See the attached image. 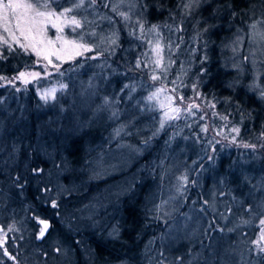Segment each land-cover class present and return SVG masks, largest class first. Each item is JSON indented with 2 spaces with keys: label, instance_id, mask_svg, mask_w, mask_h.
<instances>
[{
  "label": "rangeland",
  "instance_id": "obj_1",
  "mask_svg": "<svg viewBox=\"0 0 264 264\" xmlns=\"http://www.w3.org/2000/svg\"><path fill=\"white\" fill-rule=\"evenodd\" d=\"M102 1L104 3L96 0L92 5L89 0H84L83 7L74 9L66 19L58 21L62 31L47 23L44 35L52 43L38 45L35 51L32 47L26 49L37 59L35 65L10 78H0V84L28 85L58 72L64 64L70 65L69 70L74 63L80 68L82 62L79 59L89 61L88 68L83 65V71L91 66L94 72H102L113 63L109 58L105 61L103 53L99 52L98 47L105 41L117 49L114 53L119 52V43H123L117 58L132 62L131 54H134L144 61L135 71L130 69L135 74L142 71L143 80L130 86L124 109L119 110L117 100L114 102L110 96L95 98L94 104L91 99L77 101L78 115H86L93 104L95 113L91 115L90 125L96 124L108 131L101 152L87 169L90 175L84 180L86 190L90 181L97 187L91 195L76 193L79 188L71 177L66 178L69 168L65 162H53L49 167L54 176L46 195L55 204L63 197L64 211L77 208L69 217L61 218L62 229L52 232L55 253L59 258L62 256V261L70 257L73 249L72 244L67 247L63 241H58L63 228L67 233L69 229L74 239H78L82 232L93 230L100 232L105 240L119 238V202L139 184L151 179L144 209L151 219L161 222L158 228H162L158 238L160 251L155 254L153 264H264V252L260 251L264 241L260 245L256 243L264 231V224H261L264 220V167L260 164L264 158L263 122L260 121L258 127L255 125L254 117L248 115L253 113L252 109L250 113L243 109L221 112L213 98L201 93L197 79L200 74L195 77L191 74L196 56L204 57L211 44L205 34L210 32L207 19L200 21L194 16L206 0H179L181 8L160 21L164 24L148 23L141 0ZM65 2L60 8H73L75 0ZM86 6L91 12L101 11L100 25L112 31L106 39L103 35L84 38L82 31L77 34L82 23L74 25L71 18ZM181 15H189V18L183 20ZM118 23L127 28L126 33L118 29ZM183 23V28L189 27L187 40L181 39L180 24ZM66 30L70 33L66 34ZM0 32L3 33L0 39L7 40V43L15 41L4 32L2 22ZM16 35H19L18 31ZM57 36L61 39L57 40ZM20 42L27 44L22 37ZM224 46L225 51L231 53L233 64L243 75H248V89L254 91L262 102L264 15L238 25ZM175 57H179V62L173 64ZM144 80L150 83L149 88H145ZM170 135L172 140H168ZM250 139L255 142L250 143ZM233 153L241 158L244 180L231 183L227 174L233 165L228 158H232ZM50 176L48 174V178ZM256 176L263 181L260 186ZM248 180L249 207H241L240 198L235 196L229 212L230 186L245 185ZM222 193L225 196H221ZM4 225L5 220L1 218L0 230ZM216 226L220 229L215 230ZM28 229L29 226L17 224L11 230L25 238ZM23 243L18 241L15 248L30 251L32 240L24 246ZM6 245L5 236L0 234V264H11L6 261L3 251ZM7 254L11 256L10 252Z\"/></svg>",
  "mask_w": 264,
  "mask_h": 264
},
{
  "label": "trees",
  "instance_id": "obj_2",
  "mask_svg": "<svg viewBox=\"0 0 264 264\" xmlns=\"http://www.w3.org/2000/svg\"><path fill=\"white\" fill-rule=\"evenodd\" d=\"M65 1L51 0L49 10L61 12L64 6L61 8L60 6L65 4ZM141 1L148 23L164 24L160 21L168 19L169 13L181 8L179 0ZM32 2L35 3L37 0ZM77 14L75 17L82 23L79 28L80 33L77 34L84 32V38L91 35H103L106 39V36L112 33L111 30L100 25L98 18L102 14L101 11L91 12L86 6ZM262 15H264V0H206L194 16H198L200 21L207 19L210 32L205 34L211 44L204 57L196 56L194 64L192 63L191 74L194 77L200 74V78L197 77V79L201 93L208 98H213L221 112L243 109L250 113L252 109L254 114H247L254 117L257 127L262 121L264 128V100L260 102L256 98V93L248 89L249 82L246 79L248 75H243L241 69L233 64L231 53L229 52V55L224 46L230 40L232 30H235L238 25H243L247 19H256ZM181 16L183 20L186 17L189 18V15ZM184 24H180L181 39L187 40L189 27L183 28ZM118 29L123 33L127 32V28L119 23ZM54 32L53 29L52 34ZM67 33L70 31L66 30ZM0 35L3 33L0 32ZM134 38L137 37L134 36ZM4 41L0 39V78H10L35 65L37 59L33 54L22 49L13 40L7 44ZM123 47V43H119V52ZM98 48L99 52L103 53L105 61L107 58L113 61L102 72H94L91 66L89 70L83 71V65L88 68L89 61L79 59L82 62L80 68H76L74 63L69 70L70 65L64 64L58 72L28 85L0 84V219L5 220V225L0 230L3 233L0 234L6 238V250L3 251L6 254V261L11 264H117L123 262L153 264L155 254L160 251L161 243L158 238L162 228L158 227L161 222L151 219L144 209L146 197L150 193L148 181H152L151 179L139 184L119 202L118 225L121 228L119 238L105 240L100 232L93 230L82 232L78 239H74L69 229L67 233L63 228L58 241H63L67 247L72 244L70 257L61 261L62 256L59 258L58 253H55L53 249L55 246L51 237L52 232L59 230L58 228L62 229L61 218L69 217L71 211H76L77 208L64 211L63 197L55 204L46 195L54 176L49 171V167L53 162H65L69 168L66 178L71 177L72 182L79 188L76 193L81 196L91 195L97 187L90 181L89 188L86 190L84 180L90 175L87 169L101 152L100 149L104 146L102 144L106 140L108 131L102 126H95L96 124L90 125L91 115L95 113L93 112L95 98L110 96L114 102L117 100V104L120 105L119 110L124 109L125 95L130 86L143 80L140 74L142 71L139 70L135 74L130 70L135 71L138 64H143L142 59L134 54H131L132 62L130 59L128 61L126 58L124 60L117 58L119 52L114 53L117 49L114 50L110 44L107 45L106 41L102 42ZM176 62H179V57H175L173 64ZM126 73L133 77L128 78ZM144 82L145 88H149L150 83L145 80ZM84 98L93 101L92 107L86 115H78L77 101ZM168 140H172V135ZM249 142L255 141L250 139ZM238 150L242 154L243 150L240 146ZM232 156L228 158V161L232 163L233 169L227 174L231 183L237 179L244 180V175H241L244 170L241 169V158L237 153H233ZM260 164L263 168L264 158ZM249 168L251 169V165ZM48 174L51 175L50 178ZM255 180L258 186L263 182L258 176ZM244 184L240 186L235 184L234 188L230 186L232 191L229 194L232 201H227L229 212L235 202V196L240 198L241 207H249L250 200L247 196L250 194L249 180ZM221 196H225V193ZM71 207L74 208V204ZM41 218L50 220L52 228L49 235L39 241L36 232L40 227ZM240 221L242 219L239 217L238 222ZM17 224L23 227L29 226V233L25 235L26 239L18 235L16 230H11ZM217 229L220 228L217 227L215 230ZM30 240L33 242L28 251L30 253L23 247L15 248L18 241H23L22 246H24ZM7 252L11 253L10 257Z\"/></svg>",
  "mask_w": 264,
  "mask_h": 264
},
{
  "label": "snow or ice",
  "instance_id": "obj_3",
  "mask_svg": "<svg viewBox=\"0 0 264 264\" xmlns=\"http://www.w3.org/2000/svg\"><path fill=\"white\" fill-rule=\"evenodd\" d=\"M89 3L94 5L96 0H89ZM50 4L51 0H43L42 3L39 0L35 3L30 2V0H7L6 3L4 0H0V22H2L4 31L12 36L16 43L25 50L27 47H32L35 51L38 45L52 43L44 35L46 24L50 23L57 31H62L61 24L58 21H61L62 18L66 19L67 14L74 9L83 7L84 0H75L73 8H65L59 13L49 10ZM71 23L79 25L81 22L73 16ZM17 31L19 32L18 36L16 35ZM21 37L27 44L20 42ZM56 39L60 40L61 37L57 36ZM4 43L7 44V40ZM23 75L21 73V76ZM153 78L155 79V77ZM175 111H179V109H175ZM40 223L43 225L40 229V236H43L49 225L44 220H41ZM261 224H264V220L261 221ZM261 241H264V231L261 232L260 240L256 241L257 245H260ZM260 251L264 252V247H260Z\"/></svg>",
  "mask_w": 264,
  "mask_h": 264
},
{
  "label": "water",
  "instance_id": "obj_4",
  "mask_svg": "<svg viewBox=\"0 0 264 264\" xmlns=\"http://www.w3.org/2000/svg\"><path fill=\"white\" fill-rule=\"evenodd\" d=\"M41 220L46 221V222L48 223L49 227H48V229L45 231V233H44L43 236H40V233H39V235H38V240H39V241L44 240V239L49 235V233H50V231H51V228H52V223H51L50 220H48V219H41ZM41 220H40V221H41ZM40 221H39V225H40V227L42 228L43 225L40 223Z\"/></svg>",
  "mask_w": 264,
  "mask_h": 264
}]
</instances>
